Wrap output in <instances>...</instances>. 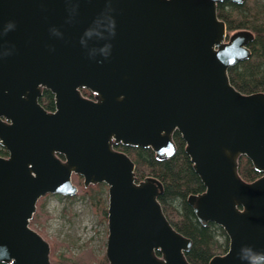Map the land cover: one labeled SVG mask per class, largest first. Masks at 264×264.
Masks as SVG:
<instances>
[{
	"label": "water",
	"instance_id": "obj_1",
	"mask_svg": "<svg viewBox=\"0 0 264 264\" xmlns=\"http://www.w3.org/2000/svg\"><path fill=\"white\" fill-rule=\"evenodd\" d=\"M225 1L244 0H0V262L51 264L30 223L41 198L76 196L75 174L108 186L110 264H190L192 240L167 219L162 183L138 181L115 148L168 159L175 132L206 188L189 204L229 237L210 264L264 253V92L230 82L254 36L228 33ZM44 89L54 111L40 103ZM242 156L261 177H241Z\"/></svg>",
	"mask_w": 264,
	"mask_h": 264
},
{
	"label": "trees",
	"instance_id": "obj_2",
	"mask_svg": "<svg viewBox=\"0 0 264 264\" xmlns=\"http://www.w3.org/2000/svg\"><path fill=\"white\" fill-rule=\"evenodd\" d=\"M217 12L218 17L226 23L229 34L249 31L254 36L249 45L251 58L232 66L228 71L231 84L243 94L264 92V2L244 0L238 4L225 1L218 5ZM82 93L86 97H94L89 90L83 89ZM40 103L48 111H54L56 108L55 96L47 89L43 90ZM173 139L177 153L168 159H158L151 148L122 144L116 145L115 148L126 153L134 161L138 181L152 177L162 183L163 192L159 201L167 219L180 233L192 240V247L186 254L190 264H210L214 257L224 255L228 251L229 237L221 226L212 222L204 225L194 213L189 198L203 193L206 188L186 153V143L181 134L175 132ZM8 155L9 152L0 143V156ZM239 173L247 182L262 176L245 156L239 159ZM73 183L78 187V192L73 198L87 199L99 221L108 222V186L99 183L85 187L84 178L75 174ZM46 197L48 196L38 201L37 211L30 225L49 242L51 264H110L105 253L98 255L88 245L74 254L70 251L69 244L48 237L45 225L51 215L42 210Z\"/></svg>",
	"mask_w": 264,
	"mask_h": 264
},
{
	"label": "rangeland",
	"instance_id": "obj_3",
	"mask_svg": "<svg viewBox=\"0 0 264 264\" xmlns=\"http://www.w3.org/2000/svg\"><path fill=\"white\" fill-rule=\"evenodd\" d=\"M47 196L42 210L51 215L45 225L49 238L69 244L70 251L74 254L79 253L85 245L91 247L98 255L106 254L108 222L99 221L87 199Z\"/></svg>",
	"mask_w": 264,
	"mask_h": 264
},
{
	"label": "clouds",
	"instance_id": "obj_4",
	"mask_svg": "<svg viewBox=\"0 0 264 264\" xmlns=\"http://www.w3.org/2000/svg\"><path fill=\"white\" fill-rule=\"evenodd\" d=\"M248 251H251L250 249ZM247 258L249 260V264H264V253L253 254L250 257H241V259Z\"/></svg>",
	"mask_w": 264,
	"mask_h": 264
},
{
	"label": "flooded vegetation",
	"instance_id": "obj_5",
	"mask_svg": "<svg viewBox=\"0 0 264 264\" xmlns=\"http://www.w3.org/2000/svg\"><path fill=\"white\" fill-rule=\"evenodd\" d=\"M87 90V89H86Z\"/></svg>",
	"mask_w": 264,
	"mask_h": 264
}]
</instances>
